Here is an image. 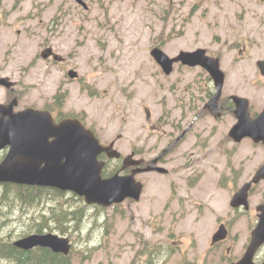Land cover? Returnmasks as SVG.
<instances>
[{
    "label": "rangeland",
    "instance_id": "1",
    "mask_svg": "<svg viewBox=\"0 0 264 264\" xmlns=\"http://www.w3.org/2000/svg\"><path fill=\"white\" fill-rule=\"evenodd\" d=\"M84 1L88 10L77 0H0V76L15 83L16 110L41 109L57 97L65 114L86 117L103 142L117 141L121 153L137 147L155 156L179 134L181 116L189 117L182 129L191 123L205 94L201 79L187 69L164 75L151 57L155 47L170 57L206 49L221 60L222 69L226 57V98H248L254 110L264 103L257 68L264 59V0ZM47 47L67 59L64 68L41 58ZM70 69L80 80L66 77ZM8 92L0 88V103ZM236 122L230 112L226 119L205 114L195 120L191 136L163 165L169 174L138 177L144 184L138 202L86 209L73 201V210L82 207L84 214L78 230L65 223L73 263L237 262L255 223L235 214L230 202L263 164L264 146L234 143L229 132ZM56 206L61 210L52 198L7 207L1 212L0 240L17 238L32 218L46 216L54 225ZM226 221L229 239L211 246Z\"/></svg>",
    "mask_w": 264,
    "mask_h": 264
},
{
    "label": "water",
    "instance_id": "2",
    "mask_svg": "<svg viewBox=\"0 0 264 264\" xmlns=\"http://www.w3.org/2000/svg\"><path fill=\"white\" fill-rule=\"evenodd\" d=\"M78 2L88 8L84 1ZM205 54V50L194 53L182 52L177 58L172 59L159 48L152 51V56L167 75L172 73L174 64L180 61L186 65H202L206 68L217 88V94L210 102V106L221 96L224 74L219 68L218 61L211 60ZM42 57L44 59L53 57L57 62L64 61V58L55 54L52 48L45 49ZM258 66L264 76V60L259 61ZM69 76L73 79L78 77V73L70 71ZM0 85L12 87V83L7 79H0ZM232 99L236 105L235 115L238 122L230 131V137L237 143L245 138H251L256 144L264 143V111L253 119L250 117L247 99L238 96H233ZM17 103L15 99L8 106L0 105V150L6 146L11 148L8 157L0 165V183L71 191L85 197L88 204L110 207L123 203L128 198L140 200L143 185L136 181L137 173L154 170L162 174L167 172L164 168L149 167L135 171L131 176L115 175L103 179L101 174L105 163L99 161L98 157L106 153L111 159L120 158V153L114 149V143L103 146L95 133L79 120L68 119L57 125L51 113L47 111L31 108L15 113L14 107ZM156 163L157 160L154 161V164ZM261 180H264V165L252 183L257 184ZM252 183L245 185L234 196L232 201L234 208L248 204V193ZM259 210L262 212L261 220L252 232L247 252L237 264H255V254L264 244V206ZM227 235L228 231L222 225L213 237V244L225 240ZM15 246L26 251L37 247L49 248L54 253L65 256L70 254L72 248L69 238L55 234L31 235L17 241Z\"/></svg>",
    "mask_w": 264,
    "mask_h": 264
},
{
    "label": "flooded vegetation",
    "instance_id": "3",
    "mask_svg": "<svg viewBox=\"0 0 264 264\" xmlns=\"http://www.w3.org/2000/svg\"><path fill=\"white\" fill-rule=\"evenodd\" d=\"M225 47H226V44H225ZM207 54L210 57L213 56L212 54L208 53V51H207ZM54 64L59 65L60 67L64 68L66 66V61L62 64L61 63L57 64L56 62H54ZM176 67H177V71H180L182 69H187L190 73H194L196 77H199L201 79V83L203 82V90H204L205 94L202 97L204 102H202L203 104H202L201 110L199 112H197L192 108L196 112V115L192 118L191 123H189L185 129H182V128L186 124V122L189 120V117H188V115L186 117L181 116V118H180L181 130H179V134L177 135V137L174 140H170L166 144V147L164 149H162V151L155 156L148 157L143 150L141 151L137 147H132L130 149V151L126 154L122 153L121 158L118 160H109L107 158L106 154H102L100 156L99 160L104 161L106 163L104 170L106 171V174L107 173L109 174L106 178L112 177L115 174H121L122 176H130L135 171H138L140 169H146L147 167L154 166L155 165L154 160H156V159L158 161L156 164L157 166L167 165L168 161H169L168 157L173 153L175 148L182 142V140H185L186 138L191 136L192 129H193L194 124H195V120H198L201 116H203L205 114L212 116L214 119H222V118L226 119V113L230 112L236 117V115H235L236 106H234L235 104H233L232 100L230 99L231 96H228L226 98V57H225V61H224V67L222 69L224 72V76H225L222 95L216 103H212L210 106H209L210 102L213 100V98L216 95L215 83H214V80L212 79V77L210 76V73L201 66L190 68L188 66L183 65L180 62L175 64L174 69H176ZM257 68L259 70V73H260L263 81H264V76L261 73V70L258 66V63H257ZM66 77L69 78L68 74H66ZM78 79L80 80V78H78ZM78 79H75V80L78 81ZM187 93H189V91H187ZM8 98H9V95L5 101V103H7V104L10 103L8 101ZM17 98L19 99L18 92H17ZM202 99L200 101H202ZM258 107H259V109L254 110V108L250 102L249 113H250L251 118L256 119L264 111V103L260 104ZM25 109H27V108H25ZM23 110L24 109L18 110V112L23 111ZM40 110H47V111L51 112L53 114V116L55 117V120L57 123L61 122L62 120L66 119V118L80 119L88 128L94 130L97 134V137L100 138L98 132L96 131V128L94 126H89L87 124V118L84 117L83 115L75 114L73 116H66L67 114H65L63 112V110L59 106V103L57 102V97L56 98L53 97V101H52V104L50 106H48L46 109L41 108ZM193 110L191 113H193ZM181 114H184V112L182 111ZM152 127H154L155 129L157 128V126H152ZM165 137H167V134H165ZM169 138H171V137H169ZM112 142L113 141L107 142V143H105V145H108ZM259 145L264 146V144H262V143ZM8 152H9V147H4L0 150V165L7 158ZM127 157H129L128 163H134L135 161H139L140 164L134 165V166H128L126 168L125 164H124V159ZM263 164H264V162H263ZM261 166L259 167V169L261 168ZM258 170L255 172V174L253 175V177L250 180H248L247 182H245L243 184V186H245L246 184L251 183L253 181L254 176L256 175ZM149 173L150 174H157V172H149ZM143 174H146V173L137 174L136 179L139 181L138 177L140 175H143ZM168 174L169 173H167V175ZM1 187H5V186H1ZM260 187H264V180H261L258 184H252L251 185V189L248 193V199H247L248 204L247 205H242L239 208H232V211H234L235 214L239 213L242 216H247V217L253 218V221L255 223L254 228L258 225V223L261 220L262 212L259 210V208L264 206V189L260 190ZM226 227L228 228L229 234H230V227H229L227 221H226ZM250 239H251V237H250ZM250 239H249V242H250ZM254 261H255V264H264V244L258 249V251L255 255ZM228 263H231V262H227L226 264H228Z\"/></svg>",
    "mask_w": 264,
    "mask_h": 264
},
{
    "label": "trees",
    "instance_id": "4",
    "mask_svg": "<svg viewBox=\"0 0 264 264\" xmlns=\"http://www.w3.org/2000/svg\"><path fill=\"white\" fill-rule=\"evenodd\" d=\"M13 188V189H12ZM38 191V190H37ZM28 192V190L22 189L21 187L7 186L5 189L0 190V214L7 207L10 210L19 203L22 202H35L39 200L41 192ZM54 200L61 206V210H58V206L53 208V221L54 225L49 223L50 218L41 216L42 219L33 222L29 225L26 230L22 231L21 235H29L34 232H44V230L54 231L58 230L62 234L66 235L69 233L68 228L78 230L81 227V222L84 218L83 208L79 207L77 210H73L72 204L74 200H81L77 197L72 196L71 199H67L64 202L60 200L64 194L61 191L53 190ZM73 200V201H72ZM67 204L68 208H63V205ZM2 217L0 216V228L2 227ZM68 221V222H67ZM69 223L70 226L65 225ZM0 264H74L73 253L70 256H63L55 254L48 249H36L34 251H23L16 248L11 241H0Z\"/></svg>",
    "mask_w": 264,
    "mask_h": 264
}]
</instances>
